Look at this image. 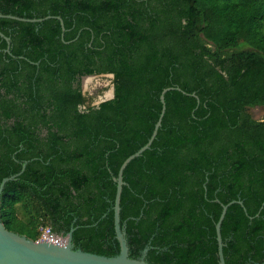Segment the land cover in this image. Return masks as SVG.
Here are the masks:
<instances>
[{
    "label": "trees",
    "instance_id": "trees-1",
    "mask_svg": "<svg viewBox=\"0 0 264 264\" xmlns=\"http://www.w3.org/2000/svg\"><path fill=\"white\" fill-rule=\"evenodd\" d=\"M0 220L149 264L264 262V0H0ZM9 46V50L7 47ZM111 75L99 104L81 79ZM173 88V89H172ZM174 88H179L176 90ZM194 95V96H192Z\"/></svg>",
    "mask_w": 264,
    "mask_h": 264
},
{
    "label": "water",
    "instance_id": "water-1",
    "mask_svg": "<svg viewBox=\"0 0 264 264\" xmlns=\"http://www.w3.org/2000/svg\"><path fill=\"white\" fill-rule=\"evenodd\" d=\"M0 18L12 19L23 22H42L50 18H55L60 22L62 32L64 31L63 22L60 17H45L44 19H23L14 16H4L0 15ZM0 37L4 39L9 45V39L6 38L1 32ZM9 50V46L7 50ZM111 76V75H109ZM112 77V76H111ZM171 88L164 89L160 95L161 111L159 119L157 120L153 132L148 140V142L141 147L134 154L130 155L121 164L117 176L113 179L116 183V191L113 204V223H114V233L115 238L119 245V253L114 257H106L97 254L83 252L80 249H74L72 244V235L74 229L72 228L67 237L66 242L63 246L47 243L33 241L26 236L19 235L17 233L8 231L0 220V264H149L145 261V256L148 251V247L144 248L139 259H132L129 257V249L127 241L125 238V230L121 228L120 225V197L122 192V187L125 185L123 182V171L126 166L135 158L139 157L144 151L149 149L152 141L156 137L157 131L161 126V120L165 112V102L164 94ZM173 89V88H172ZM180 90L179 88H174ZM194 96V95H192ZM113 97V90L110 94L109 99ZM195 97V96H194ZM108 100V99H105ZM104 101V100H102ZM26 162L22 164L20 173L25 169ZM18 173V174H20ZM17 174V175H18ZM14 176H10L2 179L0 182V195L4 185L13 179ZM242 205L241 201H232L227 205H222L221 213L218 221L215 224L216 232V242H217V254H218V264H225L223 257V242L220 234L221 223L226 214L227 208L232 204ZM261 264H264L261 263Z\"/></svg>",
    "mask_w": 264,
    "mask_h": 264
},
{
    "label": "rangeland",
    "instance_id": "rangeland-1",
    "mask_svg": "<svg viewBox=\"0 0 264 264\" xmlns=\"http://www.w3.org/2000/svg\"><path fill=\"white\" fill-rule=\"evenodd\" d=\"M111 76H87L81 79V87L88 97L92 98L93 104L102 100L109 99L113 90L111 85ZM251 116L256 120L264 119V109L252 108L250 109ZM66 241V238H63Z\"/></svg>",
    "mask_w": 264,
    "mask_h": 264
},
{
    "label": "built area",
    "instance_id": "built-area-1",
    "mask_svg": "<svg viewBox=\"0 0 264 264\" xmlns=\"http://www.w3.org/2000/svg\"><path fill=\"white\" fill-rule=\"evenodd\" d=\"M39 232V238L37 241L39 242H47L59 246H63L65 244V240L62 239V237L54 234L50 228L41 226L38 229Z\"/></svg>",
    "mask_w": 264,
    "mask_h": 264
},
{
    "label": "flooded vegetation",
    "instance_id": "flooded-vegetation-1",
    "mask_svg": "<svg viewBox=\"0 0 264 264\" xmlns=\"http://www.w3.org/2000/svg\"><path fill=\"white\" fill-rule=\"evenodd\" d=\"M100 102H102V101H100ZM100 102H98V103H96V104H99Z\"/></svg>",
    "mask_w": 264,
    "mask_h": 264
}]
</instances>
